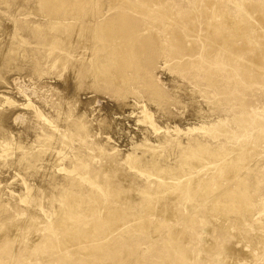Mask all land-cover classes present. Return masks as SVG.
I'll return each instance as SVG.
<instances>
[{
	"label": "rangeland",
	"instance_id": "rangeland-1",
	"mask_svg": "<svg viewBox=\"0 0 264 264\" xmlns=\"http://www.w3.org/2000/svg\"><path fill=\"white\" fill-rule=\"evenodd\" d=\"M129 1L144 9L143 12H133L134 14L132 11L127 10L129 12L127 14L133 17L130 24L134 26L132 28H136V31L133 32L134 35L137 34V28H140L138 37H142L145 43L138 50L140 60H138L136 67L132 70L125 69L131 79L125 86L114 81V75L98 79L95 77L96 74H94V77L92 76V67H82L83 62L86 63L90 56V52L82 51V48L85 45H87L86 47L95 45L93 37L95 34L98 35L94 29H88V24L90 25V22L95 18H99L100 11H106L109 8L112 3L110 0H94L86 8L84 4L82 5V2L74 4L73 7L78 9L82 6V10L76 16L67 18V20L74 23V26H69L68 29L66 27L65 30L62 28L63 32L67 31L66 33H68L63 35L60 31L62 36H59V32L55 31L59 30L58 27L54 30L51 29L53 26L50 25V20L40 13L38 0H9L6 4L0 6V30H2V32L0 31V34L2 33L0 37L4 33L2 42L10 41L9 34L6 36L5 33L9 32L13 24H16L12 21L15 18L20 20V22H17L20 36L22 34L23 37L30 38L31 28L28 24L31 23L30 25H32L33 22H36L35 25H37L38 22L42 23V30L48 39L55 34L61 40V42H58L61 48L50 51L46 47L47 45H36V38L33 40L34 38L31 35L30 45L24 44L25 46L21 45L23 47H20V52L23 53V51L28 50L26 55L31 54L30 59L31 57L34 58L31 59V63H27L28 58L26 57V60L21 59L22 61H20V56L16 58V62L4 61L8 64V68L5 63L6 68L2 66L3 62H0V96H2V98L0 97V105H2L0 111H3L0 112V115L3 116L4 114L3 119L6 120L1 123L0 128H6L5 130H9V133L14 132L11 136V142L15 146V148L12 146L13 148L7 151L9 155L8 162L2 161L0 169L4 167V172H16L19 165L15 163L17 159H14V161L11 157L18 158L20 153L26 152L25 148H27L28 143L32 148L31 150H36L41 141L47 140L49 137L52 138L49 148L44 150L41 153L42 155L40 154L42 158L37 154L38 158L36 156V159L42 160L54 155L52 157V169L54 171L40 170L42 167L40 161H36L37 164H34L35 170L37 172L40 170V177H29L32 184L35 185V193L33 191L28 194L31 196L26 194L25 201H20L21 199L18 198L12 200L8 198L2 203V205L5 203L6 208L0 210V238L4 236L10 238L3 241L7 249L5 251L0 250V264H52L53 261L55 262L53 264H82V255L78 256L75 250L77 247H69L50 254V259H54H52L53 261L50 260V263H46L43 259V255L49 254L47 250L42 249V246L48 243V236L53 239L57 236L60 237L58 232L62 229L72 231L73 234L81 232V230H78L79 228L76 229V223L80 219L71 218V221L69 220L67 226L64 227L54 223L55 220L61 219L60 213L55 212V205H63L62 193L67 190L82 191L81 185L85 186L83 191L90 188L87 182H82L81 178L84 169L81 162L83 141H87L93 146L105 142L106 146L116 144L121 150H127L126 148L131 142V132H133L131 127L136 129L133 123L135 119H138V110L134 105L146 104L151 108L155 114L156 123L158 126L160 125V135L164 133L166 124L169 123H172L171 125L175 123L180 128L185 129L187 125L199 120L223 116L228 124L219 129L231 130L232 128L231 131L233 132L231 134L234 137L230 134V139L226 140L224 134V137H221L222 139L218 140V143L234 142L232 144H237L245 141L249 142L254 150L249 155L241 154L237 160L250 158L253 163L255 160L262 158L260 159L261 163H264V138L262 137L264 136V66H257V71L256 68H250V71L240 73L242 65L239 63L248 55L262 56L264 60V0H253L254 3H252V0H250L251 2L249 0H160V3H158L159 0H153L149 3L144 0ZM247 1H249L248 4ZM116 11L119 12L120 10L117 9L113 13H117ZM259 13L263 17H260ZM226 16L227 19L229 17L236 20L243 17L244 19L240 20L239 25H233V21H225ZM157 17H159V22L156 21ZM61 18L64 19L65 17L62 16ZM150 18L156 19L152 20ZM150 22L156 25L152 26ZM192 23L196 24L197 27L188 29ZM51 24L53 25V23ZM170 28L173 31L176 29L183 31V36L180 37L181 40L178 39L179 37H175L171 33L172 31L169 32ZM206 29L218 31L217 33L224 32L229 39L231 37L239 39L232 43L230 41L226 42L225 47L224 44V46L219 44L221 37L216 39L210 37L212 34L207 33ZM130 33H126L120 45H116L114 41L116 35L103 34L104 41L96 43L99 45L96 54L100 57V63L112 64L116 53H119L126 47V43L130 42L129 35H132ZM245 33L246 35H244ZM110 37L114 39L111 40ZM16 39L11 40L13 43L15 41L20 45L19 38ZM83 41L85 44H83ZM227 43H231L234 47L236 45H247L250 50L249 48L245 50L232 49V46L228 48ZM217 45L219 47L216 50L205 53L206 49H212ZM183 46L189 51L187 52ZM85 56H87V59ZM60 57L64 58V62L55 64L56 62L53 59ZM35 59L44 60L42 66L34 68ZM131 63L133 64V62ZM250 63L255 66L252 60H250ZM230 64L236 66L231 65V67ZM10 68H12V71ZM114 68L115 65L112 64L111 70H114ZM147 79L151 80L150 84H148ZM157 86L161 87L163 94L151 91ZM4 96H11L16 103L9 106V104L1 101ZM25 103H31V105L28 107L24 105ZM33 107L41 110L44 114L42 118L32 117L31 108L33 109ZM135 114H137V117ZM81 116H85L89 120L90 134L85 133L80 126H77L79 122L76 123L75 120ZM120 123H124V125L121 130H118L117 127ZM220 130L215 132V135L219 134ZM74 131L79 133L71 138L70 134ZM107 141L110 142L107 143ZM16 145L22 147L20 146L21 148L18 149ZM89 153L92 155L88 150L83 154ZM169 153L175 154L174 157L176 158L182 156L180 149H175V151L169 149ZM51 154L53 155L51 156ZM55 158L58 160V167L57 163L54 164V161H57ZM100 161L99 158H94V160L90 158L89 166L92 165L91 169L96 168ZM15 167L17 169L14 170ZM263 168L260 166L256 170H252L251 175L254 174L255 178H252L250 187V192L255 194V199L250 205L252 215H254H251V217L255 218L254 220L260 224L263 223L261 225H264ZM72 170H75V172H71ZM127 172L131 171L127 170ZM31 173H33V170L30 169L29 174ZM52 176L54 180L50 178ZM72 179L75 181L73 186L69 183ZM223 181L224 186L232 184V182L226 183L225 180ZM12 185H10L11 188L16 186V184L15 186ZM3 186H0V195L5 189ZM91 186L93 185L91 184ZM54 193H56L55 196ZM23 196L26 197L25 194ZM36 198L40 200L39 203L35 200ZM51 200L53 201L51 202ZM201 205L203 206V204L189 203L188 206L182 198L179 199V209L186 207L188 211L186 210L187 213H180L178 217L180 221L190 219V223L187 224L188 231H186L189 232L187 238L190 237L184 246L180 245V248L175 251L171 250L172 246H167L163 242L167 237L166 233L170 234L173 230L175 231L171 227V222L163 223L159 228L154 222L147 223L144 226L141 224L132 225L127 231L122 232H118L122 227L110 228V231L107 232L108 237H123L131 242L123 240L122 243L111 247L109 249L110 258L102 264H122L137 256L141 258L136 264H164L165 258L168 259V262L172 260L171 263L175 264V261L180 262V257L188 256L191 253L196 254L197 257L191 260L190 264H224V249L231 244L241 247L243 241L237 235L230 234L227 229L225 230L219 226H214V228L212 225L214 222L213 217L204 211ZM200 206L202 209L195 212L196 209L201 208ZM239 216L244 221L250 219V215L245 214V212H240ZM160 220L164 222V219L160 218ZM238 229L236 223L231 226L232 232ZM157 230L158 233L154 237L153 235ZM115 232L118 233L114 234ZM97 235L89 231H82V236L89 239L97 238ZM73 236L70 234L68 238ZM204 240L210 243L211 249L203 247ZM33 241H37L36 247H32ZM260 247L262 253L260 250L254 251L255 260L242 259L239 264H264V245ZM244 248L246 251H251L248 244ZM43 251L47 252L43 253ZM62 255H65V257ZM66 256H71L73 259H68ZM57 258L59 259L55 261ZM123 258L125 260L119 262Z\"/></svg>",
	"mask_w": 264,
	"mask_h": 264
},
{
	"label": "bare ground",
	"instance_id": "bare-ground-1",
	"mask_svg": "<svg viewBox=\"0 0 264 264\" xmlns=\"http://www.w3.org/2000/svg\"><path fill=\"white\" fill-rule=\"evenodd\" d=\"M8 1L9 0H0V6L6 4ZM38 1H39L38 5L40 9L38 8L37 9L40 11V13H42L44 17L48 18L50 22L53 23V25L50 23V25L53 26V28L51 29L54 30V28L56 29L58 27L59 30H55V31H58L59 32V33L57 32L58 35L60 34L59 36H62V34L63 35L68 34L66 33L67 31L63 32V30H65L64 28L67 27L68 29L69 26H74V23L70 20H67V18L76 16L82 10V6L81 8L78 9L76 7H73L74 4L82 2V5L84 4V7L86 8L91 3H93L94 0H38ZM110 1L112 3L109 5V8L106 11H100L99 18H95L93 21L90 22V25L88 24V29L89 30L94 29V31H97L98 35H96L94 32V34L96 35V36L94 35L93 37L95 45H90L88 47H86L87 45H85V47L82 46L83 47L82 51L90 52V56L88 57V60L86 61V63L83 62L84 64L82 67L83 68L92 67L91 74L93 77L94 74H96L95 77H97L98 79L105 78L108 75H114L115 77L114 81H117L121 85L125 86L128 84L129 81H131L125 69L129 68L132 70L136 67L138 60H140V53H138V50L140 46H142L145 43L142 37H138L140 28H137V34L134 35L133 32L136 31V28H132L134 26H131L130 24L132 22L133 17L127 14L129 13L127 12V10L132 11V13L133 12L140 13L143 12L144 9L143 7L140 8L139 6L135 5L133 2L129 0H110ZM144 1L149 3L152 2L153 0H144ZM249 1H247V4L249 3ZM160 2L161 1L159 0L158 3ZM254 2L255 1L252 0V3ZM117 9L120 11L119 12L116 11L117 13H113ZM252 11H250V13H252ZM260 15L261 13H259V16ZM62 16H64L65 18L64 19L61 18ZM263 16L261 15L260 17ZM155 19L156 18L152 20ZM243 19L244 17L238 20L232 19L230 17L227 19L226 16L225 21L227 22L233 21V25H239L240 20ZM12 21L16 22V24H13V27L11 26L12 28L10 30L8 29L9 32L5 33L6 36H8L9 34L10 37L9 40L11 42L10 41L2 42V39L4 38L3 37L4 33L3 36H1L2 38L0 37V62L1 61L3 62L2 66H4L5 68L8 65L5 62H9V63L13 62L19 56L21 57L19 59L20 61H22L21 59L24 60L26 57L28 58L27 63L32 62L31 59L33 57H31L30 59L31 54L26 55L27 54L26 52L28 50L23 51V53L22 51L20 52L21 45L24 44L30 45L31 43L30 41L32 39L31 35L34 38L33 40H35L36 38L35 40L37 41L36 45H40V44L41 46L47 45L46 47L49 48L50 51L54 50L55 48H61L60 43H58L61 42L60 37L53 34V36L48 39L44 35V32L42 30V26H41L42 23L37 22V25H35L36 22L35 23L33 22L32 25H30L31 23H29L28 26H30L29 28H31V35L29 36L30 38H27V37H23L22 34L21 36L20 34H18L20 29H18L19 27L17 26V22H20V20H17L15 18ZM156 21L159 22V17H157ZM151 24L152 26L154 25L153 23ZM192 24L189 25V28L188 27L187 28L195 29V27H197L196 24L195 25ZM0 31L2 32V30ZM60 31H62V34L60 33ZM169 32H171L175 37H179L178 39L180 40H181L180 37L183 36L182 30L180 31L176 29L173 31L170 28ZM217 32H215L212 29L207 30V33L212 34L210 37H213L215 39L217 37L218 38L221 37L220 42L219 41L218 42L222 46L225 45V47H226L225 44L226 42L230 41L232 43L235 40L239 39L236 37H231L229 39L228 36L224 34V32L223 33H217ZM255 32L258 33L257 31ZM107 33L116 35L115 39L110 37L111 40L114 39L116 45L121 44V41L123 38H125L124 36H126V33L132 34L129 35L130 42L128 44L126 43V47L122 49L119 53H116V56L112 62V64L115 65L114 70H111L112 64L107 65L104 64L105 62L100 63L101 62L100 57L96 54V51L99 47V45H97L96 43L104 41L102 35ZM246 33L244 35H246ZM16 38H19L18 40L20 41L18 42L20 43V45H18V43H15V41L14 43L12 42V40H15ZM231 39L233 40L231 41ZM231 43L229 44L227 43L228 48L230 46H232L231 47L232 49L237 48V50L238 49L245 50L246 48H249L247 45H243V46L236 45L234 47ZM83 44H85V42ZM217 47H219V45L214 46V48L212 49L208 48L205 50V53H209V51L216 50ZM34 55L36 54L34 53ZM85 57L87 59V56ZM130 60H132L131 62H133V64L129 62ZM250 60L254 62L255 66L253 65V63L252 64L250 63ZM53 61L56 62L55 64L63 63L64 58L63 57L56 58L53 59ZM43 62L44 60L35 59L34 68H38L39 66H42ZM4 63L6 64V66L4 65ZM239 63L240 65H242L240 73L243 72L246 73L250 71V68L255 69L259 65L264 66V60L262 56L258 57L256 55L245 56V59L243 58L242 60H240ZM231 65L232 64H230V66ZM235 66L236 65H234V67ZM10 69L12 71V68ZM255 70L257 71L258 69L256 68ZM2 72L4 73L5 71ZM147 81L148 84H150L151 80L147 79ZM151 91L159 92V93L163 92V90L159 86L154 87V89H152ZM0 97L2 98V96ZM1 101L9 104V106L16 103L11 96L10 97L4 96L3 100ZM24 105L29 107L31 103L29 104L25 103ZM0 106L2 107V105ZM134 106H136L138 110L137 113L138 117L137 114H135L138 119L137 120L135 119L136 122L133 119L134 121L133 126H135L136 129H133L131 127V130H133V132H131L132 134L130 138L131 142L129 143L130 145H128V147L126 148L127 149L126 151L121 150V148L116 144L112 146H109L107 144L108 146H106L105 145L106 142H105L104 144L100 143L96 146L95 145L93 146L90 143H87V141H83L84 146H82L81 162L82 165L84 166V169L82 170L81 178H82V182L83 181H85V183L87 182L90 188H88L87 191H83V188L85 186L81 185L82 191H75L76 189L74 190L71 189L62 193V198H64L63 205H57V206L55 205V212L58 214L60 213L59 216L61 219H57L54 221L56 225L64 227L67 226V222L69 220L71 221V218L80 219V221L76 223L77 226L76 229L79 228L78 230H81V232H76L75 234H73L72 231L66 229H62V230L58 229L59 230L58 233L60 237L57 236L55 237V239H53L51 238V236L50 237L48 236L47 245L42 246L43 247L42 249L47 250L49 253V254L46 253L45 256L43 255V259H45L46 263L48 262L50 263V260L53 259V258L50 259L51 258L50 254L52 253L54 254L55 252H60L61 250L67 249L69 247H77L75 250L77 251L78 256L82 255V264H102L106 259L110 258L109 249L111 247L116 246L119 243H122L123 240L128 241L126 238L124 239L123 237H118V238H116L115 236L108 237L107 232L110 231V228L116 229L117 227H122L121 230L118 231V232H122V231H127L129 227H131L132 225L134 226L141 224L144 226L150 222L156 223L158 228L161 227L163 223L166 224L170 222L172 223L171 227H173L175 231L173 230V232L170 234L166 233L167 237L163 240V242L167 244V246L168 245L172 246L171 250L175 251L176 249L180 248V245L184 246V244H186L185 242H187V239L190 237L188 236L187 238V234L189 232L188 233L186 232L188 231L187 224L190 223L189 222L190 219L187 218V220L185 219V221L182 220L180 221L178 217L180 213H185L186 210L188 211L186 207L179 209L178 203L180 198H182L187 203L188 206L189 203L198 204V205L203 204V206L202 205L201 206L204 208V211L210 214L214 219V222L212 223L213 227L219 226L225 230L227 229L230 234L237 235L243 241V246L241 247H238L235 244H231L224 249V255H223L224 264H239V261L242 259H248L250 261L255 260L256 256L254 254V251L260 250L261 252L260 246L264 245V225H261L263 223L260 224L259 222L254 220L255 218L253 219L251 217L252 209L250 205L252 201L255 199V194H252L250 192L252 178H255V176H253L254 174L251 175V172L252 170H256L257 167L259 168L261 166L263 168L264 163H261L262 161L260 159L262 158L255 160V162L253 163L250 158L240 159L239 161L237 160V158H239L241 154L249 155L250 152L254 150V147L249 142L246 141L237 144H232L234 142L218 143V140L222 139L221 137H224V134L226 135V137H224L226 138V140L230 139L229 136L231 132H233L231 131L232 130L231 127H230L231 130L219 129L220 127H223L226 124H228L227 123L228 121L223 116L214 119L212 117H211L212 119L208 117L209 119L199 120L198 122L191 124H189L190 123L189 122L188 123L189 125H187V127L184 126L186 127L185 129L180 128L179 125L175 123L173 125H171L172 123L171 124L169 123L166 124L165 129L163 128L164 133L160 135L159 134L160 125L158 126V124L156 123V117L153 111L151 110V108H149L148 105L146 104L134 105ZM31 110L32 113L31 112L30 113L32 117H35L36 119H40L44 115L41 112V110H39V108L37 109L33 107V109L31 108ZM1 115H0V125L5 120L3 119L4 114L3 116ZM75 121L76 123L79 122L77 126H80L82 131H85V133L90 134L89 133L90 132L89 130L91 128L89 126L90 122L85 116H81L77 118ZM123 125L124 123H120L117 129L121 130L123 128ZM3 129L0 128V160H1L0 164L2 161L8 162L7 159H9V155L7 154L8 153L7 151L11 150L13 147L15 148L14 144H12L11 142L12 141L11 136L13 135L12 133L14 132L9 133V130H5L6 128L4 127ZM219 130H220L219 134L215 135V132ZM78 133H79L78 131L76 132L74 131L73 133H71L70 134L71 138L78 135ZM195 133L196 135H194ZM37 135L40 136L39 134ZM232 137H234V135H232ZM262 137L264 138V136ZM50 140H52L51 137H49L47 140H42L40 145H38L37 147L35 146L36 150H31L32 148L28 143L27 148H25L26 152H23L22 154L20 153L18 158L11 157V159L13 160L17 159L15 163L19 165V169L15 167L14 170L17 169L16 172L13 173L4 172V167L0 169V186L4 185L3 187H5L3 193L0 195V210L6 208L4 206L5 203L2 205L5 199L9 198L10 200H12L13 198L14 199L18 198L21 199L20 201H25L27 195L31 194L34 191L35 185L32 184L31 179L29 177L31 178L33 176L40 177V170H49V172L51 170L54 171V169H52L53 168L52 157L54 156L53 154H51V156L53 155L52 157H47L46 159H42V160L36 159V156L38 158L37 154L40 155L44 150H47L49 148L51 142ZM108 142L110 141H107V143ZM20 146L16 145L18 149ZM52 149L51 151L53 152ZM169 149H174V151L175 149H180L182 156L180 158H176L174 157L175 154H170V153L168 154ZM86 150L90 151L92 155H90V153L83 154L86 153ZM41 155L39 156L40 158H42ZM90 158H92L93 160L94 158H99L101 160L96 168L94 167L91 169L92 165L89 166ZM36 161H40L42 164L40 170L38 169L39 172H37L34 168V164H37ZM57 162L58 160L54 161V164H56ZM248 166L250 167L247 168ZM57 167H58V163H57ZM30 169L33 170V173L31 174H29ZM127 170L131 172L128 173ZM71 172H75V170H72ZM50 178H53V176ZM223 180H225L226 183L232 182V184L224 186L225 183ZM74 182H75L74 179H72L71 182L69 183L71 184V186H73ZM12 184H14V186L16 184V186L14 188H11L10 185ZM91 184L93 186H91ZM24 194L26 197L23 196ZM55 195L56 193H54V196ZM35 200L37 201V203L40 202L38 198H36ZM52 201L53 200H51V202ZM202 207L196 209L195 212L197 210L202 209ZM240 212H245V214L246 213L249 214L250 215L249 217L250 219H248L249 221H244L239 216ZM233 215L235 216L232 217ZM160 218L164 219V222H161ZM234 223L237 224L239 229L232 232L231 226ZM36 224L38 225V223ZM83 230L84 232L85 231L92 232L95 235L98 234L97 235L98 237L94 239H89L85 236H82ZM117 233L115 232L114 234ZM157 233L158 230L155 231V234L153 236L155 237ZM70 234L74 236L72 238H68V235ZM99 234L102 235L100 236ZM41 236H43V234H41ZM9 238H10L9 236L7 237L4 236L3 238H0V250L5 251L7 249V247L4 245L5 242L3 241ZM204 241L205 244L203 245V247L205 249H211L212 246L210 245V243L207 242L206 240ZM128 242L131 241L129 240ZM36 243L37 241H33L31 244L32 247L33 246L36 247ZM247 244L250 246L251 251L245 250L244 247ZM104 249L105 251H103ZM47 251H43V253ZM40 252L42 251L40 250ZM62 256L65 257V255ZM186 256L180 257L179 258L180 262L175 261V264L176 263L190 264V261L197 257V255L193 253L188 254L187 257ZM66 258L73 259L71 258V256L69 257L66 256ZM140 258H141L140 256H137L130 260H127L126 262H123L122 264H136L140 260ZM58 259L59 258H57L55 261H57ZM124 260L125 259L123 258L119 262H122ZM171 261L168 262V259L165 258L164 264H173L171 263ZM53 262L51 263L53 264Z\"/></svg>",
	"mask_w": 264,
	"mask_h": 264
}]
</instances>
